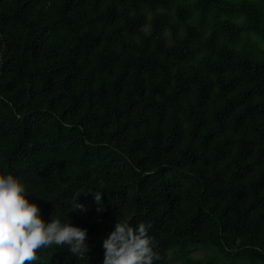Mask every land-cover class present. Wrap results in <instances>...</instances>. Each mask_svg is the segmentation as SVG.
I'll return each instance as SVG.
<instances>
[{"label":"trees","instance_id":"1","mask_svg":"<svg viewBox=\"0 0 264 264\" xmlns=\"http://www.w3.org/2000/svg\"><path fill=\"white\" fill-rule=\"evenodd\" d=\"M0 172L88 230L31 264L141 221L156 264H264V0H0Z\"/></svg>","mask_w":264,"mask_h":264},{"label":"clouds","instance_id":"2","mask_svg":"<svg viewBox=\"0 0 264 264\" xmlns=\"http://www.w3.org/2000/svg\"><path fill=\"white\" fill-rule=\"evenodd\" d=\"M91 193L101 205L102 192H77L72 210L86 212L78 196ZM31 194L18 176L11 172H0V264H25L39 260L38 252L53 246H66L74 255L89 251L86 243L88 230L73 225L67 218L49 219L42 209L30 202ZM104 209L97 207V213ZM68 214V213H67ZM102 264H156L161 259L157 245L148 235V227L141 221L136 225L115 222L112 230L102 240Z\"/></svg>","mask_w":264,"mask_h":264},{"label":"rangeland","instance_id":"3","mask_svg":"<svg viewBox=\"0 0 264 264\" xmlns=\"http://www.w3.org/2000/svg\"><path fill=\"white\" fill-rule=\"evenodd\" d=\"M192 254L196 257H203L205 254V250L204 249L194 250V251H192ZM171 264H182V263H181V261H174Z\"/></svg>","mask_w":264,"mask_h":264}]
</instances>
